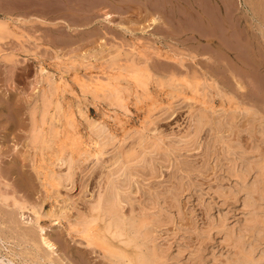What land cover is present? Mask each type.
<instances>
[{"label": "rangeland", "instance_id": "obj_1", "mask_svg": "<svg viewBox=\"0 0 264 264\" xmlns=\"http://www.w3.org/2000/svg\"><path fill=\"white\" fill-rule=\"evenodd\" d=\"M263 1L0 0V18L8 26L0 38V259L5 264L7 257L15 264H44L29 256L36 252L44 256V247L37 246L38 224H42L59 251L56 262L116 264L96 246H87L75 230L82 227L80 217L88 216L99 191L109 185L116 186V198L127 219L144 217L146 211L145 217L156 218L142 249L155 246L164 254L161 264H237L249 243L256 246V261L251 264L259 261V255L264 259V201L259 226L249 224L244 204L245 192L260 171V189L264 187ZM158 15L160 22L154 24L151 18ZM132 65L146 67L150 79L146 96L142 94L138 100L135 93L127 95L124 109L117 106L109 90L96 88L104 82L110 87L119 82L128 85L127 92L133 91L127 81ZM120 74L123 76L113 78ZM58 79L63 84L59 92ZM194 79L200 82L195 93L191 90ZM44 90L48 97L42 103ZM33 109L36 120L44 114L46 122L36 142L30 136ZM198 116L203 123L195 133L190 119ZM75 133L81 137L71 146L70 137ZM63 141L68 143L59 152ZM2 195L8 199L3 200ZM15 202L27 205L23 211L30 218H35L34 210L39 211V223L26 222ZM98 221L93 225L100 230L103 224ZM24 230L34 235L36 243L25 240ZM229 233L241 236L242 243H230L225 239ZM117 243L133 251V247Z\"/></svg>", "mask_w": 264, "mask_h": 264}, {"label": "bare ground", "instance_id": "obj_2", "mask_svg": "<svg viewBox=\"0 0 264 264\" xmlns=\"http://www.w3.org/2000/svg\"><path fill=\"white\" fill-rule=\"evenodd\" d=\"M264 2V1H263ZM188 3V2H187ZM230 7V6H229ZM204 12V11H203ZM107 16H108V14H107ZM159 16L160 15H158V16H154V17H152L151 18V21L154 23V24H156V23H159L160 22V18H159ZM3 18V17H2ZM4 19H6V18H4ZM13 19V18H12ZM43 19V18H42ZM8 20V19H7ZM8 22H9V20H8ZM152 23V24H153ZM262 23L264 24V19L262 20ZM9 24V23H8ZM7 28H8V26H7V24H6V22L3 20V19H1L0 18V38L4 35V33L7 31ZM132 39V38H131ZM130 39V40H131ZM135 39V38H134ZM131 41H133V44H134V40H131ZM136 42V41H135ZM132 43V42H131ZM136 46V45H135ZM138 46V45H137ZM139 47V46H138ZM134 50V49H133ZM132 50V51H133ZM140 50V49H139ZM146 53V52H145ZM138 54V53H137ZM140 56V55H139ZM171 57H172V55H171ZM144 59V58H143ZM145 60V59H144ZM119 61V60H118ZM58 62V61H57ZM64 64V63H63ZM71 64V63H70ZM72 65V64H71ZM111 66V65H110ZM69 67H71V66H69ZM101 67H103V66H101ZM147 67H149V66H147ZM43 68V67H42ZM60 68V67H59ZM86 68V67H85ZM150 68V67H149ZM81 69H82V66H81ZM61 70V69H60ZM91 71V70H90ZM113 71H114V68H113ZM113 71H112V73H113ZM153 71V70H152ZM43 72H45V71H43ZM57 72H59L58 70H57ZM61 72V71H60ZM59 72V73H60ZM71 72H72V70H71ZM128 75H129V77L130 78H127V81L130 83V86H131V88H133L134 90L133 91H130V92H127V91H129L128 90V85L127 86H125V87H123V86H121V84H119V82H117V83H114L111 87L110 86H108V83H103V84H100L99 85V87L97 86V90L98 91H102V92H104V91H106V90H109V92H110V94L111 95H113V98L115 99V101H116V104H117V106L119 105L120 107H124V109L125 108H127V106H128V102L126 101V96L128 95L129 96V94L131 95V94H133V93H135V97L139 100L140 98H142L141 97V95L142 94H145L146 92H147V86H148V82H149V79H150V73H149V71L147 70V68L146 67H138V66H134V65H132L129 69H128ZM94 73V72H93ZM111 73V72H110ZM124 73V72H123ZM56 74V73H55ZM62 74V73H61ZM65 74V73H64ZM161 75V74H160ZM59 76V75H58ZM115 76V75H114ZM120 76H123L122 74H120L119 76H115V77H113L114 79H117V78H119ZM167 76V75H166ZM57 77V76H56ZM55 77V78H56ZM127 76H124L123 78H126ZM156 77V76H155ZM158 77V76H157ZM58 78V77H57ZM101 78V77H100ZM158 78H160V77H158ZM157 78V79H158ZM169 78V77H168ZM167 77L165 78V79H168ZM208 78V77H207ZM72 78L70 77V80H71ZM82 79V78H81ZM104 79V78H103ZM102 79V80H103ZM161 79V78H160ZM160 79H158V80H160ZM202 79V78H201ZM52 80V79H51ZM93 80V79H92ZM59 81V79L57 80V82ZM72 81V80H71ZM74 81V80H73ZM80 81V80H79ZM81 81H83V80H81ZM169 81H171V80H169ZM168 81V82H169ZM69 82V81H68ZM112 82V81H111ZM162 82H163V80H162ZM56 83V82H55ZM71 84H73L72 82H70ZM97 83H98V81H97ZM123 83V82H122ZM126 83V82H125ZM186 83V86H188V87H190L191 85L188 83V82H185ZM206 83V82H205ZM90 84H92V83H90ZM161 84V83H160ZM198 84H200V82L198 81V80H196V79H194V81H193V86L191 87V90L193 91V93H195V91H197L198 90V88H199V85ZM44 85V84H43ZM63 84H62V82L61 81H59V83H57V86H56V91L58 90V92H59V89L60 88H62L63 86H62ZM74 85V84H73ZM94 85V84H93ZM95 86V85H94ZM149 86H151V85H149ZM74 87V86H73ZM212 87V86H211ZM151 89H152V86L150 87ZM154 88H156V87H154ZM208 88H209V86H208ZM63 89H65V88H63ZM157 89H159V88H157ZM162 89V88H161ZM131 90V89H130ZM153 90H155V89H153ZM166 90V89H165ZM213 90V89H212ZM219 90H220V88H219ZM97 91V92H98ZM156 91V90H155ZM160 91V90H159ZM159 91H157V92H159ZM163 91V90H162ZM200 91V90H199ZM87 92H89V91H87ZM90 93V92H89ZM153 93H155V92H153ZM168 93V92H167ZM218 93H220L219 91H218ZM37 94V93H36ZM79 94H80V92H79ZM81 94H83V95H85V93H81ZM87 94V93H86ZM160 94V93H159ZM163 94V93H162ZM221 94V93H220ZM156 95V94H155ZM228 95V94H227ZM132 96V95H131ZM131 96H130V98H131ZM145 96H146V94H145ZM157 96V95H156ZM188 96V95H187ZM197 96V95H196ZM41 97H42V103L44 102V100L48 97V95H47V91H43L42 92V95H41ZM79 97V96H78ZM93 97V96H92ZM144 97V96H143ZM159 97V96H158ZM157 97V98H158ZM163 97H165V96H163L162 95V98ZM198 97V96H197ZM196 97V98H197ZM207 98H208V96H207ZM39 99V98H38ZM83 99V98H82ZM81 99V100H82ZM88 99V98H87ZM96 99V98H95ZM134 99V98H133ZM153 99V98H152ZM160 99V98H159ZM90 100H91V98H90ZM132 100V99H131ZM138 100H136V101H138ZM143 100H145V98H143ZM233 100V99H232ZM47 101V100H46ZM93 101V100H92ZM152 101V100H151ZM154 101V100H153ZM199 102H200V100H198ZM204 101H206V100H204ZM40 102V101H39ZM100 102V101H99ZM139 102V101H138ZM137 102V103H138ZM145 102V101H144ZM143 102V103H144ZM212 102V101H211ZM87 103V102H86ZM102 103H103V101H102ZM136 103V104H137ZM146 103V102H145ZM144 103V104H145ZM149 103V102H148ZM152 103V102H151ZM168 103V102H167ZM73 104V103H72ZM82 104V103H81ZM97 104V103H96ZM139 104V103H138ZM137 104V105H138ZM162 104V103H161ZM200 104V103H199ZM214 104V103H213ZM42 105H44V104H42ZM88 105V104H87ZM100 105H102V104H100ZM129 105H130V103H129ZM133 105V104H132ZM143 105V104H142ZM148 105V104H147ZM154 105H157V103L156 104H154ZM215 105V104H214ZM240 105V104H239ZM65 106V105H64ZM95 106V105H94ZM222 106H224V105H222ZM237 106H238V103H237ZM53 107V106H52ZM84 107V106H83ZM97 107V106H96ZM100 107V106H99ZM132 107V106H131ZM140 107H142L141 105H140ZM156 107L157 106H155V109H156ZM197 107V106H196ZM195 107V108H196ZM214 107V106H213ZM216 107H217V105H216ZM240 107V106H239ZM242 107V106H241ZM110 108V107H109ZM108 108V109H109ZM118 108V107H117ZM136 108V107H135ZM150 108V107H149ZM152 108V107H151ZM52 109V108H51ZM62 109H63V107H62ZM105 109V108H104ZM143 109H145V108H143ZM194 109V108H193ZM203 109V108H202ZM244 109V107H242L241 108V110H243ZM246 109V108H245ZM50 110V109H49ZM117 110V109H116ZM119 110V109H118ZM121 110V109H120ZM148 110V109H147ZM236 110V109H235ZM239 110H240V108H239ZM103 111H106V110H103ZM153 111V110H152ZM193 111V110H192ZM49 112V111H48ZM87 112V111H86ZM121 112V111H120ZM119 112V113H120ZM127 112V111H126ZM148 112V111H147ZM211 112V111H210ZM244 112V111H243ZM35 113L37 114V112H35L34 111V109H33V111L31 112V118H32V125H31V137H32V140L34 141V142H36V141H38L39 140V138H40V134H41V132L43 133V130H44V124L46 123L45 121H44V114L42 115V118H41V120L38 122L37 120H36V117H35ZM110 113V112H109ZM119 113H117V114H119ZM224 113V112H223ZM227 113V112H226ZM146 114V113H145ZM193 114V113H192ZM112 115V114H111ZM124 115V114H123ZM131 115V114H130ZM205 115V114H204ZM241 115V114H240ZM239 115V116H240ZM56 116V115H55ZM193 116V115H192ZM238 116V117H239ZM120 117H122V115L120 116ZM130 117V116H129ZM189 117V116H188ZM225 117H226V114H225ZM232 118H233V116H231ZM47 118H49V117H47ZM57 118V117H56ZM80 118V117H79ZM114 118V117H113ZM124 118V117H123ZM223 118V117H222ZM230 118V117H229ZM231 118V119H232ZM108 119V118H107ZM125 119V118H124ZM189 119V118H188ZM71 120H74V118L72 117V119ZM103 120V119H102ZM119 120V119H118ZM117 120V121H118ZM129 120V119H128ZM191 120V123H190V126H191V128H194V131H195V133H197L198 131H199V129H200V127L202 126V121H203V117H201V116H198V117H194V118H192V119H190ZM189 120V121H190ZM215 120V119H214ZM213 120V121H214ZM220 120H221V118H220ZM224 120H225V118H224ZM235 120H237V119H235ZM70 121V120H69ZM92 121V120H91ZM104 121H105V119H104ZM109 121V120H108ZM116 121V122H117ZM121 121V120H120ZM119 121V122H120ZM127 121V120H126ZM152 121V120H151ZM234 121V120H233ZM81 122H83V121H81ZM220 122V121H219ZM222 122V121H221ZM221 122H220V124H221ZM225 122H227V119L225 120ZM235 122V121H234ZM78 123V122H77ZM76 123V124H77ZM106 123H109V122H106ZM114 123V122H113ZM123 123V122H122ZM145 123V122H144ZM144 123H142V124H144ZM187 123V122H186ZM230 123V122H229ZM79 124V123H78ZM228 124V123H227ZM85 125V124H84ZM125 125V124H124ZM145 125V124H144ZM186 125V124H185ZM221 125H223V124H221ZM229 125V124H228ZM107 126H108V124H107ZM106 126V127H107ZM112 126V125H111ZM189 126V127H190ZM211 126V125H210ZM216 126V125H215ZM87 127V126H86ZM100 127H101V125H100ZM105 127V126H104ZM106 127H105V129H106ZM109 127H110V125H109ZM117 127V126H116ZM115 127V128H116ZM122 127V126H121ZM126 127V126H125ZM81 128V127H80ZM140 128V130H141V127H139ZM108 129V128H107ZM111 129V128H110ZM109 129V130H110ZM125 129V128H124ZM135 129H137V128H135ZM144 129H145V127H144ZM143 129V131H145ZM182 129H185V128H182ZM190 129V128H189ZM208 129H211V128H208ZM216 129H217V127H216ZM76 131H77V129H75ZM101 131H103L102 129H100ZM134 130V129H133ZM212 130V129H211ZM82 131V130H81ZM120 131V130H119ZM223 131V130H222ZM60 132V131H59ZM73 132V131H72ZM114 132H116V129H115V131ZM136 132H138V130L136 131ZM186 132V131H185ZM56 133H57V135H58V131H56ZM98 133V132H97ZM111 133V132H110ZM140 133V132H139ZM60 134V133H59ZM191 134V133H190ZM216 134V133H215ZM57 135H55V136H53L54 138H56L57 137ZM64 135V134H63ZM105 135V134H104ZM103 135V136H104ZM111 135V134H110ZM44 136V135H43ZM47 136V135H46ZM123 136V135H122ZM141 136V135H140ZM152 136V135H151ZM65 137V136H64ZM80 134H78V133H75V134H73V136H71L70 137V142H69V140H67L68 142H69V144L71 145V142L73 143V142H75L76 140H78V139H80ZM91 137V136H90ZM111 137V136H110ZM109 137V138H110ZM125 137V136H124ZM156 137V136H155ZM61 138H62V136H61ZM66 138V137H65ZM69 138V137H68ZM85 138V137H84ZM97 138V137H96ZM104 138V137H103ZM138 138H139V136H138ZM151 138H153V137H151ZM188 138V137H187ZM186 138V139H187ZM105 139V138H104ZM88 140V139H87ZM109 140V139H108ZM80 141V140H79ZM97 141H98V139H97ZM137 141V140H136ZM135 141V142H136ZM155 141V140H154ZM181 141V140H180ZM179 141V142H180ZM56 142V141H55ZM68 142H66V141H63L62 143L63 144H61L60 146H59V152L61 151L62 152V148H63V146L65 145V144H67ZM86 142V141H85ZM94 142V141H93ZM109 142V141H108ZM143 142V141H142ZM160 142V141H159ZM50 143H51V141H50ZM98 143V142H97ZM155 143H156V141H155ZM87 144V143H86ZM89 144V143H88ZM104 144V143H103ZM114 144V143H113ZM146 144V143H145ZM37 145V144H36ZM83 145H85V144H83ZM90 145H92V144H89V146ZM147 145V144H146ZM149 145H151L150 144V142H149ZM158 145V144H157ZM188 145V144H187ZM72 146V145H71ZM78 146V145H77ZM94 146V145H93ZM99 146V144L97 145V147ZM144 146V145H143ZM163 146V145H162ZM48 147V146H47ZM57 147V146H56ZM70 147V146H69ZM85 147V146H84ZM88 147V146H87ZM99 147H101V146H99ZM103 147V146H102ZM106 147V146H105ZM148 147V146H147ZM152 147V146H151ZM160 147V146H159ZM58 148V147H57ZM91 148V147H90ZM141 148H143L142 146H141ZM149 148V147H148ZM158 148V147H157ZM228 148V147H227ZM70 150H71V148H69ZM75 149V148H74ZM85 150L86 149H89V148H84ZM96 149V148H95ZM33 150V149H32ZM45 150V149H44ZM85 150H84V152H85ZM105 150V149H104ZM156 150V149H155ZM163 150V149H162ZM228 150V149H227ZM229 150H231L230 149V146H229ZM234 150V149H233ZM81 151V150H80ZM83 151V150H82ZM89 151V150H88ZM87 151V152H88ZM136 151V150H135ZM148 151V150H147ZM158 151V150H157ZM159 151H160V149H159ZM76 152V151H75ZM163 152V151H162ZM161 152V153H162ZM37 153V152H36ZM35 153V154H36ZM46 153V152H45ZM89 153H92V152H90L89 151ZM147 153V152H146ZM226 153H227V151H226ZM231 153L233 154V151H231ZM64 154V153H63ZM75 154V153H74ZM160 154V153H159ZM232 154H230L229 156H231ZM44 155V154H43ZM68 155H69V152H68ZM67 155V156H68ZM94 155V154H93ZM92 155V156H93ZM123 155H126V154H123ZM135 155V154H134ZM134 155H133V157H134ZM140 155V154H139ZM163 155V154H162ZM227 155V154H226ZM40 156H42V155H40ZM63 156V155H62ZM75 156V155H74ZM95 156H97V155H95ZM98 156H100L99 154H98ZM97 156V157H98ZM120 156H122V155H120ZM148 156V155H147ZM157 156V155H156ZM240 156V155H239ZM241 156H243V155H241ZM32 157V156H31ZM72 157V156H71ZM77 157V156H76ZM75 157V158H76ZM124 157V156H123ZM123 157H122V159H123ZM129 157V156H128ZM144 157V156H143ZM161 157V156H160ZM238 157V156H237ZM237 157H234V158H237ZM246 157V156H245ZM89 158V157H88ZM120 159H121V157H119ZM140 158V157H139ZM156 158V157H155ZM250 158V157H249ZM35 159H37V155H36V158ZM43 159V158H42ZM41 159V160H42ZM87 159V158H86ZM127 159V158H126ZM129 159L131 160V158L129 157ZM229 159V158H228ZM231 159V158H230ZM241 159H242V161H243V158L241 157ZM241 159H240V161H241ZM250 159H252V158H250ZM250 159H246L247 161H249ZM40 160V161H41ZM69 160V159H68ZM73 161H74V158L72 159ZM99 160V159H98ZM125 160V159H124ZM138 160L139 159H137V162H138ZM142 160V159H141ZM140 160V161H141ZM232 160V159H231ZM236 160V162H237V159H235ZM235 160H233V161H235ZM245 160V161H246ZM37 161V160H36ZM35 161V162H36ZM39 161V162H40ZM45 161V160H44ZM47 161V160H46ZM51 161H52V159H51ZM57 161V160H56ZM120 161V160H119ZM118 161V162H119ZM127 161V160H126ZM149 161V160H148ZM31 162V161H30ZM34 162V163H35ZM58 162V161H57ZM67 162V161H66ZM124 162V161H123ZM132 162H133V160H132ZM153 162V161H152ZM251 162H253V161H251ZM50 163V162H49ZM136 163V162H135ZM142 163V162H141ZM140 163V164H141ZM151 163V162H150ZM233 163V162H232ZM253 163H255V162H253ZM257 163V162H256ZM260 163V162H259ZM44 164H46V163H44ZM73 164V163H72ZM120 164V163H119ZM124 164H126V168H128L127 167V163H125L124 162ZM247 164V163H246ZM258 164V163H257ZM36 165V164H35ZM63 165H64V163H63ZM129 165V164H128ZM133 165V164H132ZM151 165V164H150ZM231 165V164H230ZM241 165H242V163H241ZM244 165V164H243ZM58 166V165H57ZM136 166H138V164H136ZM139 166H142V164L141 165H139ZM146 166V165H145ZM153 166H154V163H153ZM232 166H234V164H232ZM236 166H240V165H236ZM245 166V165H244ZM243 166V167H244ZM263 166V165H262ZM261 166V167H262ZM38 167V166H37ZM49 167V166H48ZM67 167H68V169L67 170H69L70 168H71V163L69 164V166L67 165ZM114 167V166H113ZM150 167V166H149ZM152 167V166H151ZM241 167V166H240ZM239 167V168H240ZM246 167V166H245ZM251 167L253 168L254 167V164H253V166H252V164H251ZM119 168V167H118ZM121 168V167H120ZM119 168V169H120ZM123 168V167H122ZM124 168H125V166H124ZM133 168H135V167H133ZM137 168V167H136ZM135 168V169H136ZM235 168V167H234ZM238 168V167H237ZM259 168V167H258ZM52 169V168H51ZM58 169V168H57ZM135 169H132V170H135ZM138 169V168H137ZM136 169V170H137ZM150 169V168H149ZM245 169V168H244ZM247 169H248V166H247ZM112 170H113V168H112ZM120 170H122V169H120ZM128 170H129V168H128ZM152 170V169H151ZM235 170V169H234ZM242 170V169H241ZM246 170V169H245ZM250 170V169H249ZM252 171H255V170H253V169H251ZM52 171V170H51ZM54 171V170H53ZM63 171H65V170H63ZM110 171H111V169H110ZM110 171L108 170V172L110 173ZM119 171V170H118ZM149 171V170H148ZM233 171V170H232ZM34 172V171H33ZM62 171H60V173H61ZM115 171H113V173H114ZM134 172V171H133ZM139 172H141V171H139ZM143 172V171H142ZM234 172V171H233ZM235 172H237V171H235ZM240 172H242L243 173V171H240ZM256 172H257V169H256ZM66 173V172H65ZM115 173H117V172H115ZM120 173H122V172H120ZM119 172H118V175L120 174ZM260 173V174H259ZM259 173H257L255 176H256V178H255V180L254 179H252V181L254 180V182L252 183V185H251V187L247 190V192H245L246 193V197H244V204H245V206H247V208H248V211H246L247 213H249L250 214V216H249V218H248V222H249V224L250 223H253V224H256V223H258V225L257 226H259V224L261 223V220H259L258 221V219H259V216H260V214L263 212V206H262V201H264L263 200V198H264V185L262 186L263 187V191L260 189V184H262V183H260V177H258V174L261 176V171L259 172ZM126 173H125V171H124V175H125ZM136 174H138V172L136 171ZM240 174V173H239ZM252 174V173H251ZM254 174H255V172H254ZM111 175V174H110ZM117 175V176H118ZM121 175V174H120ZM124 175H123V177H124ZM128 174H126V176H127ZM131 175V174H130ZM247 174H245V176H246ZM253 175V174H252ZM66 176L68 177L69 176V172H67V174H66ZM116 176V177H117ZM126 176H125V178H126ZM248 176V175H247ZM247 176H246V178H247ZM264 176V175H263ZM64 177V176H63ZM62 177V178H63ZM113 177V176H112ZM121 177V176H120ZM51 178V177H50ZM60 178V177H59ZM104 178V177H103ZM110 178H111V176H110ZM124 178V179H125ZM66 179H68V178H66ZM117 179V178H116ZM126 179H128V178H126ZM126 179L124 180V181H126ZM245 179V178H244ZM47 180V179H46ZM49 180H51V179H49ZM57 180V179H56ZM55 180V181H56ZM71 180V179H70ZM109 180V179H108ZM119 181L121 180V179H118ZM129 180V179H128ZM249 180V179H248ZM54 181V180H53ZM115 181H117V180H115ZM118 181V182H119ZM247 181V180H246ZM251 181V182H252ZM263 181V180H262ZM72 182V181H71ZM99 182H100V180H99ZM102 182V181H101ZM123 182V181H122ZM130 182V181H129ZM50 183V182H49ZM53 183V182H52ZM58 183V182H57ZM65 183V182H64ZM68 183V182H67ZM244 183H245V181H244ZM47 184V183H46ZM71 184V183H70ZM100 184V183H99ZM113 184H114V182H113ZM106 185H107V183H106ZM115 185V184H114ZM119 186H120V184H118ZM125 185H127V184H125ZM64 186H66V184L64 185ZM100 186V185H99ZM102 186V185H101ZM129 186V185H128ZM44 187V186H43ZM53 187V186H52ZM56 186H54V188H55ZM120 187H122V185L120 186ZM124 187H126V186H124ZM124 187H122V188H124ZM261 187V188H262ZM100 188V187H99ZM116 186L114 187V186H111L110 187V185H109V188L107 189H105V190H100L99 191V193H98V196L94 199V201L92 202L93 204L91 205V207H89L90 208V210H89V214H88V216H84L83 218H81L80 217V219L81 220H79V222L82 224L81 226L82 227H75V230L76 231H78V233L77 232H75V233H77V234H79L80 235V237L81 238H83L85 241H84V243H86V245L87 246H93L92 248H95V246L101 251V254L103 253L105 256H107L108 257V259L109 260H111L112 262H113V259H115L114 261H115V263L116 264H161L162 262H164V254L162 255L161 253H159L158 252V250L155 248V246H151V245H149V246H151L150 248H149V246H147L148 248L147 249H142V246L145 244V242H147V240L149 239V236H150V230H151V227H152V225L153 224H155V223H153V222H156L157 223V221H156V218L155 217H149V218H147L149 215H147V217H145L146 216V213H147V211H146V213H144L145 215H144V217H140L139 219H137V218H134L133 217V219H127L125 216H123V214L121 213V209H120V207L122 206V205H120L119 206V203H118V200H117V198H116ZM127 188V187H126ZM245 188V187H244ZM120 191V190H119ZM48 192V191H47ZM47 192H46V194H47ZM124 192H125V190L123 191V194H124ZM96 193V192H95ZM126 193V192H125ZM147 193V192H146ZM244 193V192H243ZM119 194V193H118ZM256 194H258L257 196L259 197L258 198V200L257 201H255V198H257V197H255V195ZM122 194L120 193V197H122L121 196ZM131 196V195H130ZM129 196V197H130ZM146 196H147V194H146ZM245 196V195H244ZM2 197V199L3 200H5V199H8L7 197H6V195H2L1 196ZM150 197V196H149ZM131 198V197H130ZM120 199V198H119ZM128 202L130 201V200H128V199H126ZM92 201V200H91ZM123 201H125V200H123ZM126 202V201H125ZM154 202H155V200H154ZM129 203H131L132 204V202H129ZM128 203V204H129ZM145 203V202H144ZM151 202H149V204H150ZM160 203V202H159ZM175 203V202H174ZM13 204V203H12ZM15 204L16 205H18V207L21 209V216H23V219H27V221L26 220H24V221H26V222H28V221H30V222H32V221H35L36 223H39V219H40V216H41V214H40V212L39 211H37V210H34L33 211V213L35 214V218L33 219L32 217L30 218V217H28V215L26 214L25 215V211H23L24 210V208H26V206L25 205H23V204H20V203H17V202H15ZM134 204V203H133ZM146 204V203H145ZM147 204H148V202H147ZM148 204V205H149ZM5 205V204H4ZM127 205V204H126ZM140 205V204H139ZM141 205H143V204H141ZM140 205V206H141ZM147 205V206H148ZM243 205V204H242ZM128 206V205H127ZM134 206V205H133ZM124 208H125V206H124ZM152 209H154V208H156V206L153 208V207H151ZM159 208V207H158ZM123 209V208H122ZM129 209H130V207H129ZM137 209V208H136ZM145 209V208H144ZM157 209V208H156ZM161 209V208H160ZM149 210H150V208H149ZM243 210V209H242ZM86 211V210H85ZM123 211V210H122ZM129 211V210H128ZM137 211V210H136ZM143 211V210H142ZM155 211V210H154ZM29 212V211H28ZM244 212V211H243ZM56 213V212H55ZM133 213H135V212H133ZM149 213V212H148ZM151 213V212H150ZM162 213V212H161ZM264 213V212H263ZM139 213H137V215H138ZM141 214V213H140ZM162 214H164V213H162ZM245 214V213H244ZM244 214H243V216L242 217H244ZM29 216H31V215H29ZM76 216V215H75ZM74 216V217H75ZM78 216V215H77ZM76 216V217H77ZM156 216H158V215H156ZM167 216V215H166ZM246 217L248 216V215H245ZM14 217V216H13ZM70 217V216H69ZM164 217V216H163ZM170 217V216H169ZM169 217H168V219H169ZM73 218V217H72ZM71 218V219H72ZM78 218V217H77ZM151 218V219H150ZM171 218V217H170ZM154 219H155V221H154ZM162 219V218H161ZM246 219V218H245ZM74 220H76V219H74ZM101 221L102 223H101V225H102V229H100L99 230V228H97L96 227V225H93V222L95 221L96 223H97V221ZM164 220V219H163ZM241 220H243L244 221V219H241ZM57 221V220H56ZM98 221V222H99ZM243 221H241V222H243ZM263 221V220H262ZM50 222H52V221H50ZM55 222V221H54ZM65 222H66V220H65ZM76 222V221H75ZM161 222V221H160ZM162 222H164V221H162ZM264 222V221H263ZM3 223V222H2ZM9 223H11V221L9 222ZM53 223V222H52ZM63 224V223H62ZM65 224V223H64ZM78 224V223H77ZM95 224V223H94ZM158 224H160L159 222H158ZM158 224H157V226H158ZM237 224V223H236ZM243 224V223H242ZM262 224V223H261ZM27 225V224H26ZM47 225V224H46ZM239 225V224H238ZM243 225H245V223L243 224ZM247 225V224H246ZM65 226V225H64ZM79 226V225H78ZM97 226H99V223H98V225ZM234 226V225H233ZM240 227H241V225H239ZM255 226V225H254ZM257 226H256V228H257ZM8 227H9V224H8ZM67 227V226H66ZM100 227V226H99ZM231 227V226H230ZM235 227V226H234ZM246 227V226H245ZM262 227H264V226H262ZM38 228H39V231H40V236H39V240H38V243H39V245H37L38 247L40 246L41 247V245H42V247H44V251H45V253H44V256H42V255H40V253L39 252H36V253H34V254H32V253H30V257H31V255H32V259H35V260H38V261H41V262H43L44 264H60V263H58V262H56V260H55V257L54 256H58V250H57V247L55 246V244H54V242L52 241V239H49V237L47 236V232H46V227L44 226V225H42V224H38ZM74 228V227H73ZM153 228V227H152ZM156 228V227H155ZM237 228H238V226H237ZM237 228H236V230H237ZM260 228H261V226H260ZM5 229V228H4ZM10 229H12L13 230V228L11 227ZM66 229V228H65ZM69 229V228H68ZM70 229L71 230H69V231H73L72 230V228L70 227ZM232 229H234V228H232ZM258 229H259V227H258ZM257 229V231H261L262 229H259L258 230ZM6 230V229H5ZM16 229H14V231H15ZM153 230V229H152ZM239 231V230H238ZM237 231V232H238ZM254 231H256V230H254ZM259 231V232H260ZM2 232V231H1ZM16 232V231H15ZM153 232V231H152ZM223 232H225V231H223ZM236 232V231H235ZM156 233V232H155ZM154 233V234H155ZM232 233H234V232H232ZM245 233V232H244ZM257 233V235H258V232H256ZM263 233V232H262ZM22 236L25 238V240L26 241H33L34 243H36V240H35V238H34V235L30 232V231H27V230H24L22 233ZM239 234H240V232H239ZM67 235H68V232H67ZM152 235H153V233H152ZM260 235H261V232H260ZM263 235V234H262ZM1 236H2V234H1ZM72 236H73V234H72ZM71 236V237H72ZM156 236V235H155ZM3 237V236H2ZM74 237V236H73ZM77 237H79V236H77ZM256 237V236H255ZM4 238V237H3ZM6 238V237H5ZM76 238V237H75ZM152 238V237H151ZM257 238V237H256ZM258 238H259V236H258ZM264 238V237H263ZM18 239V238H17ZM78 239H80V238H78ZM154 239V238H153ZM152 239V240H153ZM223 239V238H222ZM225 239H227L230 243H232V244H235V245H238V244H241L242 243V239H241V236H237V237H234L232 234H227V236H226V238ZM253 239V238H252ZM5 240V239H4ZM7 240V239H6ZM10 240V239H9ZM76 240H77V238H76ZM156 240V239H155ZM224 240V239H223ZM261 240V239H260ZM263 240V239H262ZM22 241V240H21ZM81 241V240H80ZM117 241L121 244V243H123L124 245H125V247L126 246H131V247H133V251L132 252H129V251H127V249H124V248H121V247H119L120 245L117 243ZM0 242H2L1 241V238H0ZM4 242V241H3ZM83 242V241H82ZM158 242V241H157ZM223 242H226V240H224ZM259 242V241H258ZM9 243V242H8ZM7 243V244H8ZM33 243V244H34ZM78 243H80L79 241H78ZM117 243V244H116ZM3 244V243H2ZM12 245H14V243H11ZM10 244V245H11ZM24 244H25V242H24ZM24 244L22 245V246H24ZM150 244V243H149ZM156 244H158V243H156ZM260 244V243H259ZM258 244V245H259ZM26 245V244H25ZM29 245V244H28ZM229 245V244H228ZM244 245V244H243ZM245 245H247L246 243H245ZM249 245V248H248V251H245V253H243V255L241 256V257H239L238 259H237V264H251V263H255V261H256V259H254V257H253V255L255 254V249H256V246L255 245H253V244H251V243H249L248 244ZM15 246V245H14ZM17 246V245H16ZM19 246V245H18ZM230 247V246H229ZM242 247V246H241ZM1 248V247H0ZM4 248H5V246H4ZM19 248V247H18ZM21 248V247H20ZM36 248V247H35ZM231 248H232V246H231ZM235 248V247H234ZM233 248V249H234ZM263 248V247H262ZM16 249V248H15ZM25 249V248H24ZM34 249V248H33ZM160 249V248H159ZM96 250V249H95ZM161 250H163V249H161ZM228 250V249H227ZM235 250V249H234ZM233 250V251H234ZM242 250V249H241ZM246 250V249H245ZM260 250V249H259ZM262 250V249H261ZM19 251V250H18ZM34 251V250H33ZM32 251V252H33ZM61 252H62V250H60ZM1 252V251H0ZM3 252V251H2ZM11 252V251H10ZM164 252H166V251H164ZM164 252H162V253H164ZM235 252V251H234ZM257 252V251H256ZM6 253V252H5ZM64 253V252H63ZM254 253V254H253ZM7 254V253H6ZM10 254V253H9ZM65 254V253H64ZM168 254V252L166 253V255ZM237 254V253H236ZM261 254H263V253H261ZM63 255V254H62ZM165 255V256H166ZM257 255V254H256ZM9 256V255H8ZM19 256V255H18ZM170 256V255H169ZM175 256H177V255H175ZM227 256V255H226ZM260 257L258 258V262H262V260L264 261V259H263V256L262 255H259ZM2 257V256H1ZM5 257V256H4ZM14 257H15V255H14ZM13 257V258H14ZM21 257V256H20ZM103 257V256H102ZM171 257H172V255H171ZM230 257V256H229ZM237 257V256H236ZM65 258V257H64ZM176 258V257H175ZM231 258V257H230ZM7 260H9V262H6V264H10V263H14L15 264V262H13V261H11L8 257L6 258ZM229 259V258H228ZM24 260V259H23ZM26 260V259H25ZM235 260V259H234ZM0 261H2L3 262V260L2 259H0ZM16 261V260H15ZM28 261H30V260H28ZM63 261V260H62ZM232 261V260H231ZM1 262V263H2ZM18 262H20V261H18ZM33 262V261H32ZM168 262V261H167ZM258 262H256V264L258 263ZM4 263V262H3ZM38 263H40V262H38ZM63 263L64 264H70V263H68V262H64L63 261ZM63 263H61V264H63ZM86 263V262H85ZM233 263V262H232ZM5 264V263H4ZM29 264V263H28ZM34 264V263H33ZM76 264V263H75ZM261 264V263H260Z\"/></svg>", "mask_w": 264, "mask_h": 264}]
</instances>
